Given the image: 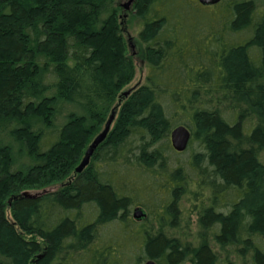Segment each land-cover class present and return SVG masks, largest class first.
Returning <instances> with one entry per match:
<instances>
[{
	"label": "trees",
	"instance_id": "trees-1",
	"mask_svg": "<svg viewBox=\"0 0 264 264\" xmlns=\"http://www.w3.org/2000/svg\"><path fill=\"white\" fill-rule=\"evenodd\" d=\"M132 9L0 0V264H127L136 236V264H264V0Z\"/></svg>",
	"mask_w": 264,
	"mask_h": 264
},
{
	"label": "rangeland",
	"instance_id": "rangeland-1",
	"mask_svg": "<svg viewBox=\"0 0 264 264\" xmlns=\"http://www.w3.org/2000/svg\"><path fill=\"white\" fill-rule=\"evenodd\" d=\"M129 3L128 6V10H124L123 6L127 5ZM132 5H133V0H114V6L118 7L120 9H122V13L120 14L121 16H124V20L127 18L125 17L127 12H132ZM133 18V16H132ZM128 19V18H127ZM137 32H138V25H137V20L135 18L131 19V22L129 23V25L125 26V30H124V37L126 38L127 41H129L130 44L129 45V51L133 57V63L135 66V75H134V79L131 82V84L129 85V87H132L134 85H142L145 83V79L147 76V66L145 65V63L143 62V60L141 59V56L138 55V49H139V45L137 44ZM136 53V54H135ZM135 54V56H134ZM70 110V107L68 106H63V107H59L58 108V113L56 115V118L54 120V123L56 126L60 125L61 123H63V119L65 117V114ZM190 156V151L187 150L184 153L180 154L178 156V159L181 162H186L187 158ZM260 162L262 164H264V152L260 155ZM56 187H51V189L55 190ZM135 209L132 208L131 210V216L133 214V210ZM145 214V212H144ZM142 221H139L137 223H140ZM194 226L192 227L191 232L193 233V231L195 230ZM109 229V228H108ZM134 229L137 231L139 230L138 225H135ZM110 231L111 228L109 229ZM195 232V231H194ZM141 238V237H140ZM138 236H136L135 238H133V244L134 247L130 246V249L126 251H124V255L121 256L120 258L123 259V262H126L127 264H136L135 258L136 256L140 253V245H141V239ZM124 250V249H123ZM147 261V259L145 260H140V262L138 264H145V262Z\"/></svg>",
	"mask_w": 264,
	"mask_h": 264
},
{
	"label": "water",
	"instance_id": "water-1",
	"mask_svg": "<svg viewBox=\"0 0 264 264\" xmlns=\"http://www.w3.org/2000/svg\"><path fill=\"white\" fill-rule=\"evenodd\" d=\"M220 1L221 0H197V2L201 6H213ZM128 6H129V3L127 5H124L123 6L124 10L127 11ZM114 116H115V112L112 111L108 120L106 121V123L104 125L102 132L94 138V140L92 141V143L89 145L88 149L86 150L81 163L79 164V166L76 169V173H80L86 167V165L88 164L89 159L92 156L93 152L104 141V139L106 138V136L110 130ZM190 136H191L190 132L185 127L179 126V127L175 128L170 134V143H171L173 150L178 152V153L185 151L187 148L188 142L190 140ZM22 196L27 197V198L34 197V196H31L29 193H23ZM132 217L134 220L139 221V220H142L143 218H145V214L142 211V209L136 208L133 210ZM145 264H155V263L153 261H147V262H145Z\"/></svg>",
	"mask_w": 264,
	"mask_h": 264
}]
</instances>
